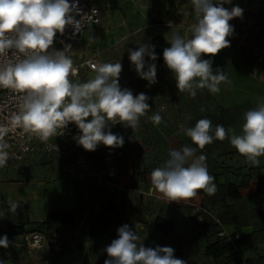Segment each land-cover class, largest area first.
<instances>
[{"label": "clouds", "instance_id": "9594fccd", "mask_svg": "<svg viewBox=\"0 0 264 264\" xmlns=\"http://www.w3.org/2000/svg\"><path fill=\"white\" fill-rule=\"evenodd\" d=\"M191 2L196 19L191 26L192 36L186 39L173 33L168 40L170 46L163 50V59L174 75L179 93L186 92L195 98L198 89L217 94L221 84L231 85L225 71L217 68L214 72L212 60L201 57H214L230 46L228 37L233 35L234 28L229 21L241 17L243 9L223 7L231 0ZM73 11H78L77 6L70 5L68 0H0V56H7L10 50L22 54V58L17 57L15 61L6 59L0 63V88L21 94L19 111L13 114L12 120L14 126L22 128L30 138L47 142L62 134L69 123H75L81 133L75 139L86 151H95L101 143L109 148L122 147L123 137L105 129L117 123L137 128L140 118L150 110L149 97L144 93L134 96L130 89L120 87V61L92 64L95 75L86 82L71 79L77 74L67 54L71 45H65L63 50L52 46L57 33L63 35L66 26H73L75 32L82 30L83 19L75 20L71 15ZM128 51L137 74L149 84L156 83V64H147V71L144 70L145 57L157 60L154 46L140 44L137 50ZM148 119L157 126L162 123L159 113ZM179 127L197 147L170 150L163 165L150 174L152 185L169 201L195 197L199 190L215 194L217 186L208 172L206 155H197V148L203 150L214 140L228 139L252 166L259 167V158L264 157V98L244 113L239 134L223 125L213 128L212 121L207 118L199 119L193 127L183 124ZM58 129L62 132L58 133ZM8 148L0 136V168L9 160ZM8 203L15 213L19 204ZM117 234L118 238L104 249L109 257L104 264H186L174 256L171 247H145L136 231L127 224L119 227ZM9 245L7 235L0 237V247L7 249Z\"/></svg>", "mask_w": 264, "mask_h": 264}, {"label": "rangeland", "instance_id": "374dc122", "mask_svg": "<svg viewBox=\"0 0 264 264\" xmlns=\"http://www.w3.org/2000/svg\"><path fill=\"white\" fill-rule=\"evenodd\" d=\"M101 5V21L83 31L82 49L86 53H101L107 62L120 61L122 71L118 78L119 85L122 89L129 88L133 95L136 91L132 89V86L140 85L145 79H142L135 71L129 60L128 50H137L140 44L151 45V38L161 33L167 34V38L177 33L187 39L191 26L196 23L191 0H103ZM233 6L242 8L243 14L229 21L234 28L233 35L228 37L230 46L222 49L214 57L207 55L201 57L211 59L214 72L217 68L225 71L232 83L231 85L221 84V90L217 94H212L207 89L197 90L195 123L199 119L207 118L212 121L213 128L216 125H223L225 129L231 127L241 132L244 113L255 108L258 101L264 98V0H231V3L223 4V7L229 10ZM172 17H177L176 21L179 20V24L174 28L167 24L168 19L171 20ZM172 30L173 33H171ZM145 61V71H147V64H156L157 77L154 86L156 84L166 88L173 86L178 90L174 75L167 68L164 59L162 64L156 60L151 61L149 57H145ZM179 96L186 99L190 95L185 92L179 93ZM176 109L179 113H184L180 115L178 121H171L169 117L162 118V123L157 126L150 120L140 118L137 128H126L129 135L149 133L156 137L154 142L160 149L156 148L158 151L146 157L145 161L153 160L162 166L168 158V153L162 150V143L165 141L163 138L173 129L175 132L180 131L181 124L188 127L185 117L188 106L183 103ZM139 126H142L141 129ZM225 142L228 144L229 140L226 139ZM230 154L228 152L223 155L227 159ZM204 155L213 159L215 154ZM233 156L235 157V153L231 157ZM31 160L28 158L9 164L7 168L11 165L20 166L25 173H10L6 182L23 186L33 178L35 182H40L36 186V195L48 196L46 188L50 186L49 184L61 180L62 164L58 158L41 153ZM53 170L58 173L55 175ZM57 184L56 190L61 192L62 186L59 182ZM80 185V188H75L73 191V196H81L82 200L73 224L47 228L42 221L35 220L25 228L24 233L37 231L55 234L57 238L55 245L41 248L20 245L15 249L9 245L6 250L0 252L4 264H83L85 256L88 264H104V261L109 259L104 249L112 240L118 238L117 229L125 224L136 231L145 247H171L174 249V256L179 258L176 255L179 252L177 246H171L172 240L153 231L146 219L142 218L136 222L135 218H130L125 196H120L114 201L112 200L114 196H102V191L95 190L94 184L92 185L89 181L80 182ZM27 195L32 194L27 193ZM6 196L19 195L9 193ZM131 200L132 203L134 199ZM23 219L24 217L14 216L10 211H4L2 231L8 232L9 226L21 224ZM15 241L22 240L16 238ZM180 253L183 252L180 251Z\"/></svg>", "mask_w": 264, "mask_h": 264}, {"label": "crops", "instance_id": "0c3cea01", "mask_svg": "<svg viewBox=\"0 0 264 264\" xmlns=\"http://www.w3.org/2000/svg\"><path fill=\"white\" fill-rule=\"evenodd\" d=\"M102 1L103 0H99L100 8L102 7ZM175 8L178 9L179 6H175ZM176 19L177 17H172L171 20L168 19L167 24L174 28L175 25L179 24V20L176 21ZM171 33H173V30ZM158 35L164 38L166 37L165 39L167 41L171 39L167 38V34L165 33ZM188 38H191V32L188 33L187 39ZM81 41L76 48L77 53L87 55L88 53L82 49L83 44ZM100 56L106 61L101 53ZM159 64H162V62ZM143 81L144 82L140 85L132 86V89L137 93L134 95L144 93L149 97L147 103L150 105V110L146 116L141 117L142 119L144 118L149 121L148 116L153 110L164 104L168 108H166L164 112H160L162 118L167 119L169 117L171 121H178L180 115L184 113H179L176 108L184 103L188 106V112L185 115L188 121V127H193L195 125L196 98L187 96L186 99H184L179 96V91L173 86L166 88L165 86H157V84L156 86H154V84H149L147 80ZM167 111H169V113H167ZM126 128L127 127L122 124L118 127H107L105 129V131L110 130L113 134L123 137L124 144L122 147L109 148L101 143L97 146L95 151L91 152V155L95 158L100 167L114 165L120 172L116 178L118 187L114 192H107L103 187L98 185H94L95 188H93L95 190L100 189L103 193L102 196H114L112 197L114 201L119 199L120 196H125L130 218H135L136 222H139V219L142 218L146 219L153 231L172 240L171 246H177L179 250L176 254L177 257L184 260L186 264H264L263 157L259 158L261 161L259 167L252 166L246 163L245 158L238 154L230 145V141L227 144L225 142L226 139L223 141L214 140L213 143L206 145L203 150L197 148V155L207 153L215 154L213 159L206 157L208 172L215 178L214 183L217 186L215 194L208 195L203 190H200L195 197L180 201H169L162 193L155 189L151 183V172L155 168L161 167V164L153 160L149 162L145 161L146 157L158 151L156 148L160 149V147H156L158 144L154 142L156 137L149 133L145 135H129ZM235 131L237 134L240 133V131L236 129ZM163 139L165 141L162 143V150L167 153L172 149H182L184 146L197 147L192 144L190 138L184 135V133L178 130L175 132L174 129L169 131ZM228 152L231 153L229 156L230 158L228 157L226 159L223 154ZM233 153H235V157H231ZM38 154L40 153L31 155L25 159L29 158L31 160V158L33 159ZM139 154H141V156ZM59 161L62 164V175L60 177L61 180L57 182L62 186V191L57 192V182L50 183V186L46 188V190H48V196L36 195V186L39 185L40 182H35L32 180L33 178L23 186H18L12 182H6L7 176L10 173H25L24 171L22 172L20 166L11 165L8 168L4 167L1 169L0 194L4 201L0 204V237H3V233H5L13 249H15L16 246L26 245L23 242L22 236L27 233L9 236L7 234L8 232H3L2 215L4 211H10L11 214L17 217H24L21 224L18 225H22L25 229L28 224L35 220L43 221L45 214L51 209L72 211L74 216L79 209L82 201L81 196H73V191L75 188H80V182H85L87 180L69 178L65 163L60 159ZM23 165L24 164H22V166ZM28 169L30 170V168ZM53 173L56 175L58 172L53 170ZM228 183H233L237 187V191L240 194L239 198H233L227 195L226 185ZM9 193H18L19 196H6ZM27 193L32 195H27ZM131 199L135 201L133 200L131 203ZM9 201L19 204L15 213L10 210ZM157 216L165 220H172L174 223L173 231L168 234H163L157 230L153 225V221ZM216 217L221 219L227 234L232 235L238 233L240 235L239 247L241 262L231 261L229 252L218 260L205 255V246L217 240L215 234L217 226L214 225V219ZM56 225L60 224L53 223L51 227L54 228ZM16 238H21L22 241L16 242ZM41 247H48V245H43ZM3 250L6 249L0 247V252ZM180 251L183 253L181 254ZM0 261L4 262L1 256Z\"/></svg>", "mask_w": 264, "mask_h": 264}, {"label": "built area", "instance_id": "2783aa9c", "mask_svg": "<svg viewBox=\"0 0 264 264\" xmlns=\"http://www.w3.org/2000/svg\"><path fill=\"white\" fill-rule=\"evenodd\" d=\"M68 2L70 5L75 4L77 6L78 11H73L71 15L77 21L83 19L82 30L75 32L73 26H66L63 35L57 33L52 48L63 50L65 45L70 44L72 49L67 54L72 58L77 69L76 76L71 77V79L74 82H86L95 75L91 65L106 61L101 58L99 52L83 55L77 53L76 48L79 46L83 31L101 21V8L99 0H68ZM17 57L22 58V54L15 50H10L7 56H0V63H3L6 59L15 61ZM20 95V93L12 89L0 88V136L9 145L7 151L10 154L5 167L11 163L20 162L36 153H41L62 160L65 163L69 178L87 180L94 185L103 187L107 192H114L118 187L116 178L120 174L119 169L114 165L100 167L97 164V161L91 155L92 151H86L77 143L75 138L81 133L75 123H69L63 129L62 134L50 138L47 142H42L35 137L30 138L29 134L25 133L22 128L14 126L12 117L13 114L19 111ZM165 110L166 106L162 104L155 108L148 117ZM90 119L91 117L88 118V120ZM120 125L122 124H109L108 128ZM141 127L139 126L140 129ZM57 131L60 133L62 129ZM3 201V197L0 194V204ZM214 223L217 226L216 235L225 238L232 248L237 251L235 240L239 238V234H227L224 224L217 217L214 219ZM22 239L29 247L54 246L57 240L55 234H45L37 231L24 234Z\"/></svg>", "mask_w": 264, "mask_h": 264}, {"label": "trees", "instance_id": "16d2710c", "mask_svg": "<svg viewBox=\"0 0 264 264\" xmlns=\"http://www.w3.org/2000/svg\"><path fill=\"white\" fill-rule=\"evenodd\" d=\"M150 42H151V45L154 46V51L157 55L156 62L161 63L163 59V50L164 48L170 46L169 42L160 35L153 36ZM226 193L228 196L233 197V198L240 197V194L237 191V187L233 183H228L226 185ZM74 220H75V216L72 211L51 209L45 214V217L42 223L47 228H50L53 223H59L60 225H71L74 223ZM153 225L157 230H159L163 234H168L174 229V223L172 220H165L164 218H161L159 216H157L154 219ZM24 232H25V229L22 225H11L8 227L9 236L20 235V234H23ZM234 234H238V233H234ZM239 241H240V235H239V238L235 240V244L237 247V251H236L232 248L230 243L225 240V238H221L217 236V240H215L212 243H208L205 246L204 253L205 255L211 256L213 259L218 260L220 258H223L226 255V253L229 252L230 260L239 263L242 261L241 256H240ZM83 264H88V259L86 256L83 259Z\"/></svg>", "mask_w": 264, "mask_h": 264}]
</instances>
